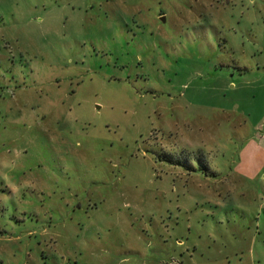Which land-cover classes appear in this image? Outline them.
Listing matches in <instances>:
<instances>
[{"label": "rangeland", "instance_id": "obj_1", "mask_svg": "<svg viewBox=\"0 0 264 264\" xmlns=\"http://www.w3.org/2000/svg\"><path fill=\"white\" fill-rule=\"evenodd\" d=\"M0 264H264V0H0Z\"/></svg>", "mask_w": 264, "mask_h": 264}]
</instances>
